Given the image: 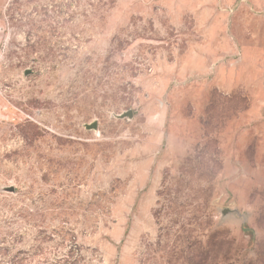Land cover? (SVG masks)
<instances>
[{"label":"rangeland","instance_id":"1","mask_svg":"<svg viewBox=\"0 0 264 264\" xmlns=\"http://www.w3.org/2000/svg\"><path fill=\"white\" fill-rule=\"evenodd\" d=\"M0 264H264V0H0Z\"/></svg>","mask_w":264,"mask_h":264},{"label":"water","instance_id":"2","mask_svg":"<svg viewBox=\"0 0 264 264\" xmlns=\"http://www.w3.org/2000/svg\"><path fill=\"white\" fill-rule=\"evenodd\" d=\"M31 72H30V70H27L26 72H25V76L26 75H28V74H30ZM115 117L117 118V119H128V120H131L133 117H134V114H133V111L132 110H129V111H127V112H124V113H122V114H119V115H115ZM85 128L87 129V130H97L98 129V123H97V121H94L93 123H91V124H86L85 125ZM8 192H14L15 191V189H14V187H10V188H8V190H7ZM230 215H236V216H241L240 214H239V212L238 211H233V210H231V209H225L223 212H222V217L223 218H228ZM244 222H246V217L244 216Z\"/></svg>","mask_w":264,"mask_h":264},{"label":"trees","instance_id":"3","mask_svg":"<svg viewBox=\"0 0 264 264\" xmlns=\"http://www.w3.org/2000/svg\"><path fill=\"white\" fill-rule=\"evenodd\" d=\"M243 231L251 237V246H253L254 239H255V232L248 228L246 225L242 227Z\"/></svg>","mask_w":264,"mask_h":264}]
</instances>
